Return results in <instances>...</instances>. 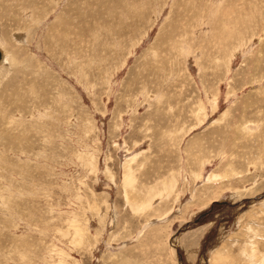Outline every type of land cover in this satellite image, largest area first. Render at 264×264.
I'll use <instances>...</instances> for the list:
<instances>
[{"label": "rangeland", "instance_id": "1", "mask_svg": "<svg viewBox=\"0 0 264 264\" xmlns=\"http://www.w3.org/2000/svg\"><path fill=\"white\" fill-rule=\"evenodd\" d=\"M0 48V264H264V0H0Z\"/></svg>", "mask_w": 264, "mask_h": 264}, {"label": "bare ground", "instance_id": "2", "mask_svg": "<svg viewBox=\"0 0 264 264\" xmlns=\"http://www.w3.org/2000/svg\"><path fill=\"white\" fill-rule=\"evenodd\" d=\"M8 61L6 54L2 51L0 48V65L1 64H6ZM2 68V67H1Z\"/></svg>", "mask_w": 264, "mask_h": 264}]
</instances>
